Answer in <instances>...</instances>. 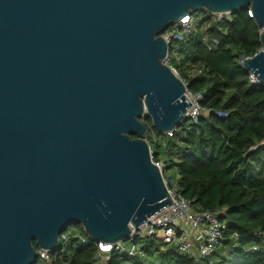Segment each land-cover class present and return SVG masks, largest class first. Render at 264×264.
Wrapping results in <instances>:
<instances>
[{"label": "water", "instance_id": "water-1", "mask_svg": "<svg viewBox=\"0 0 264 264\" xmlns=\"http://www.w3.org/2000/svg\"><path fill=\"white\" fill-rule=\"evenodd\" d=\"M248 9L261 48L243 67L264 84V0H0V264H35L71 223L127 240L176 204L146 138V117L167 134L191 105L162 33Z\"/></svg>", "mask_w": 264, "mask_h": 264}, {"label": "trees", "instance_id": "trees-1", "mask_svg": "<svg viewBox=\"0 0 264 264\" xmlns=\"http://www.w3.org/2000/svg\"><path fill=\"white\" fill-rule=\"evenodd\" d=\"M208 19L204 12L203 20ZM201 29L199 22L196 32L178 44L174 64L184 78L190 64L208 69L207 75L189 79V89L201 92V105L211 110L197 121L186 119L171 136L158 132L146 117L147 136L156 135L158 147L165 139L164 151L151 146L153 158L162 160L167 171L175 166L171 177L181 194L193 200L194 210L221 212L226 230L220 244L202 263L159 238L137 240L145 256L134 257L118 252L100 256L96 244L72 241L67 252L51 254V264H264V84H252L239 63L261 48L262 28L240 10L208 25L205 33L215 39L213 47ZM74 229L84 232L78 223ZM252 246L256 250L246 251Z\"/></svg>", "mask_w": 264, "mask_h": 264}, {"label": "built area", "instance_id": "built-area-1", "mask_svg": "<svg viewBox=\"0 0 264 264\" xmlns=\"http://www.w3.org/2000/svg\"><path fill=\"white\" fill-rule=\"evenodd\" d=\"M247 12L250 17H253L250 9H248ZM207 14L209 15V19L206 21L208 23L207 25L213 22H221L230 16V13ZM198 23L199 21H197L196 15L194 13H189L179 21L173 22L162 33V36L168 43V52L164 58V62L173 69L185 84V96L191 103L186 110L188 114L185 115V118L191 121H197L201 114L211 110L201 105V92H194L189 89V79L207 75L208 69L201 64H190L186 69L187 76L184 78L179 74L178 68L173 66L172 63H174V58L178 59L180 57L179 53L176 51V47L180 42L186 41L189 36L196 32ZM205 41L210 47L214 46V38L209 39L205 37ZM171 47H174L172 51ZM252 56L240 57L239 63L243 66L244 59ZM249 79L252 84H260L257 77L252 72H249ZM167 135L171 136L172 131L168 132ZM146 138L149 144L159 140L158 137L153 134L146 136ZM150 153L153 163L157 164L159 167L167 191L176 204L171 207L167 206L156 214H151L147 217L146 221L136 228L131 226V231L127 238L129 241L128 243L125 242L126 240H120L102 245V242L93 241L85 232L72 228L61 232L59 246L53 253L57 251L60 254L67 252L69 243L75 241L80 244H96L99 248L100 256L109 257L113 252L125 253L130 257L145 256L137 240L159 238L179 253L193 258L198 262H205L213 254L220 244L226 230L225 222L220 219L221 212L219 210H194L193 200L181 194L177 181L173 180L169 175L162 160L153 158L151 144ZM255 247L256 246H252L246 249V251L256 250ZM51 254V252L46 250H38L37 259L40 261L38 263L36 261L35 264H51Z\"/></svg>", "mask_w": 264, "mask_h": 264}, {"label": "rangeland", "instance_id": "rangeland-1", "mask_svg": "<svg viewBox=\"0 0 264 264\" xmlns=\"http://www.w3.org/2000/svg\"><path fill=\"white\" fill-rule=\"evenodd\" d=\"M203 13H204V11H199L198 13H197V15H196V17H197V21H199V22H201V30H200V34H203L202 36L203 37H207V34L205 33V31H206V29H207V27H208V23L205 21V20H203ZM199 31V30H198ZM173 64V66H175V64L174 63H172ZM163 141H165V139H162V142ZM151 146L153 147V149L155 150V151H164L163 150V147H162V144H161V146L160 147H158V145H157V142H151ZM162 156H164V154H162ZM168 173H169V175L170 176H175V166H171V167H169L168 168ZM74 225H75V223H71V224H69L64 230H66V229H72V228H74ZM63 230V231H64ZM126 243H128L129 241L128 240H126L125 241ZM105 258V257H104Z\"/></svg>", "mask_w": 264, "mask_h": 264}, {"label": "crops", "instance_id": "crops-1", "mask_svg": "<svg viewBox=\"0 0 264 264\" xmlns=\"http://www.w3.org/2000/svg\"><path fill=\"white\" fill-rule=\"evenodd\" d=\"M161 144H162L163 149H165L166 148V144H167L166 141H163V142L161 141Z\"/></svg>", "mask_w": 264, "mask_h": 264}]
</instances>
